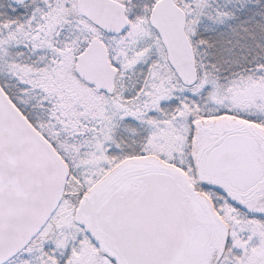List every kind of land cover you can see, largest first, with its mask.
Listing matches in <instances>:
<instances>
[{
    "label": "snow or ice",
    "instance_id": "6c2138e0",
    "mask_svg": "<svg viewBox=\"0 0 264 264\" xmlns=\"http://www.w3.org/2000/svg\"><path fill=\"white\" fill-rule=\"evenodd\" d=\"M0 264H264V0H0Z\"/></svg>",
    "mask_w": 264,
    "mask_h": 264
}]
</instances>
